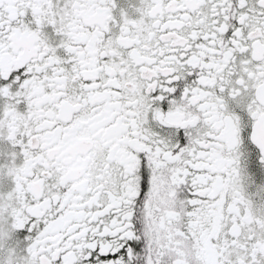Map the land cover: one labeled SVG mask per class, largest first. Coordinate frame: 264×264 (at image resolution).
I'll return each mask as SVG.
<instances>
[{
  "label": "snow or ice",
  "instance_id": "6c2138e0",
  "mask_svg": "<svg viewBox=\"0 0 264 264\" xmlns=\"http://www.w3.org/2000/svg\"><path fill=\"white\" fill-rule=\"evenodd\" d=\"M0 264H264V0H0Z\"/></svg>",
  "mask_w": 264,
  "mask_h": 264
}]
</instances>
